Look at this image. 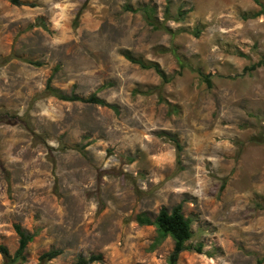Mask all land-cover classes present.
I'll list each match as a JSON object with an SVG mask.
<instances>
[{"label": "rangeland", "instance_id": "rangeland-1", "mask_svg": "<svg viewBox=\"0 0 264 264\" xmlns=\"http://www.w3.org/2000/svg\"><path fill=\"white\" fill-rule=\"evenodd\" d=\"M19 1L0 0V246L19 226L23 264H167L173 241L136 217L180 206L177 264H264V65L243 74L264 0Z\"/></svg>", "mask_w": 264, "mask_h": 264}, {"label": "trees", "instance_id": "trees-1", "mask_svg": "<svg viewBox=\"0 0 264 264\" xmlns=\"http://www.w3.org/2000/svg\"><path fill=\"white\" fill-rule=\"evenodd\" d=\"M12 5L18 6L20 5L19 0H8ZM259 7L260 10L253 16L259 17L264 16V7L258 1L255 2ZM143 13L145 15L146 21L153 27L158 28L156 23L153 20V10L144 9ZM186 15L185 12L179 11L177 14V20H182L183 17ZM264 65L262 62H258L257 64H253L250 67H246L243 70V74L251 73L255 71L258 67ZM143 68H151L150 66H144ZM152 68L159 74L162 78H164V74L158 68V66H152ZM200 78L202 82L206 84L207 87H211V79L210 76H203L200 74ZM45 93L49 96H52L60 101L64 102H82L90 105H98V106H105L112 109H115L114 106H110L105 101L97 98L96 96H90L88 98H81L73 93L65 94L62 93L54 88L51 87L50 83L46 85ZM175 144L176 149L179 151L180 146L179 144L173 139L172 140ZM251 141L256 143L264 142L263 137H255L252 138ZM137 224L141 226H154L157 231L158 243L162 242L166 238H171L173 241V249L170 253L167 264H177L178 258L181 253L185 251H190L193 248L187 245V242L192 238L191 232V223L189 219H186L182 212L181 207L176 206L170 212L166 209L162 208L154 220H151L149 217L145 215H138L136 217ZM15 231L18 236V247L13 255H10L8 250L4 246H0V255L4 261V264H23L24 262V253L25 250L30 242H32L34 235L26 233L21 230L19 226H15ZM197 253H201L200 247H197L195 250ZM60 255V251L52 250L46 253H43L38 258V264H47L48 262L54 260ZM101 260V256H94L91 255L88 258L80 256L74 263L72 264H93Z\"/></svg>", "mask_w": 264, "mask_h": 264}]
</instances>
